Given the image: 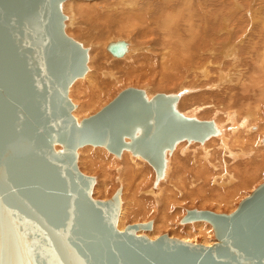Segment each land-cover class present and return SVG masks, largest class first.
<instances>
[{
  "label": "water",
  "instance_id": "95a60500",
  "mask_svg": "<svg viewBox=\"0 0 264 264\" xmlns=\"http://www.w3.org/2000/svg\"><path fill=\"white\" fill-rule=\"evenodd\" d=\"M65 1L0 0V202L26 241L27 260L49 264L48 249H53L55 237L61 234L70 245H81L83 237L73 235L80 208L92 216L90 226L102 236L103 245L96 246L99 258L93 259L97 264H264V179L229 213L185 210L180 223L209 224L214 238L209 246L184 242L165 233L152 240L135 234L137 230H150V221L125 224L117 230L119 188L106 200L92 198L95 178L79 171L78 148L100 146L115 157L128 152L151 166L154 186L163 176L165 154L177 143L201 144L217 130L211 120H196L177 112L178 93L146 97L143 90L132 87L119 91L97 113L77 121L68 89L87 72L88 49L65 33L66 17L61 9ZM28 7L33 9L31 15L37 13L41 28L52 32L51 44L55 47L56 43L64 51L65 71L60 80L55 74L52 77L49 64L44 70L35 58L37 48L26 39L30 19L24 10ZM40 39L42 52L53 50L46 58H56V47H51L46 34ZM8 47L16 56L15 68L6 53ZM106 51L121 57L125 43L110 42ZM52 88H57L56 96ZM125 101L129 102V115L114 120L110 114ZM113 124L119 126L115 131ZM261 141L264 144V134ZM34 161L48 169L39 170L38 176L32 175L30 180H21L17 175ZM48 173L56 184L43 182ZM51 203L64 211L59 221H49L45 215L49 209L52 211ZM83 257L93 264L88 254Z\"/></svg>",
  "mask_w": 264,
  "mask_h": 264
},
{
  "label": "bare ground",
  "instance_id": "6f19581e",
  "mask_svg": "<svg viewBox=\"0 0 264 264\" xmlns=\"http://www.w3.org/2000/svg\"><path fill=\"white\" fill-rule=\"evenodd\" d=\"M110 1L112 3L111 5H105L103 0H66L65 2L62 3L61 7L62 6H64V7L65 6H70V7L75 6L74 8H76V10H78L79 14L80 13L83 14L82 12L84 9L89 10L88 12H90L92 14L90 16V18H92V20H93V22L91 24L92 28L99 31V33H98V31L96 32L99 35L98 37H100L99 39H103V38L106 39V40L104 39L105 42L103 41V44H101V46L105 52H106V46L108 43L115 42V41H123L125 43V52L121 57H113L108 53L113 59H115V60L121 59L122 60L127 54H130V55H128L124 59L133 58L132 56H134V54H137V53L138 54H141V53L145 54V55H139V56L137 55L138 57L136 56V61H135L136 63L134 62V60H132L134 62V64H133V66H134L133 70L134 71L141 70L143 68L142 67L141 69H138L136 67L137 64L140 62L137 60V58H149V59L158 58L159 64L161 67L159 69H161L162 72L164 71L163 72L164 73L163 79L167 75V74H165V71L168 70V68L170 71V69H172L174 66V64H169V66H168V61H170V59L173 60V62L177 61V59H176L177 56L187 54L186 55L187 60H186V58L185 59L182 58V56L179 57V58H182V60L180 59L182 61L181 67L184 68V70L186 71L187 74H191V73H194L195 71H197L196 72V74L198 73L197 77H199L200 79L205 81V83H207L208 78L211 76L209 74L211 72V70L208 69L210 59L217 61V60H220V58H223L224 60L226 58H228L229 60L233 61L234 60L233 58H237L235 56V51H236L238 46L235 47V45L236 44L239 45L243 40L237 39V40L232 41L231 39L233 38L234 34L231 32L232 29L230 30V28L233 27V25L235 23H237V21L239 19L242 20L243 16L246 18L249 17L248 15H246L248 13L247 8H245V6L247 7L246 3H245L246 5H242L247 10V12L244 13L243 15L241 13H239L240 11L239 12L238 11L237 12L228 11L229 10L228 9L227 12L226 11L223 12V20H222V17H220V18L215 17L217 15V12L214 9L222 8V10H220V11H223V8H224L223 3H224V5L227 4V2H226L227 0L226 1L224 0V2H223V0H124V1L123 0H117L118 5L116 3H114V0H110ZM240 1L235 0V2H234L232 0L231 3L234 2V4H235L236 2H240ZM241 2L244 3L245 1L243 0ZM110 8H112L111 12L105 13ZM236 8L237 7H235V9ZM244 8L242 9L243 11L245 10ZM40 9H42V8L41 7L39 9L36 8V10H38V11ZM61 9H63V8H61ZM66 10L67 9H65L64 12ZM254 10H255V8H254ZM32 11H33V9L31 7H28L26 10H24L25 14H29L28 18L30 19V21H28L30 23V26L26 29V33H25L26 39L28 40L29 44H31L33 47L37 48L35 58H39L41 65H43L44 70L45 71L48 70L47 64H49L50 65V71L52 72V77H53V74H55L59 77V80H60L61 73H63L65 71V68H64L65 64L63 63V60H62L64 51L61 50L59 45H57L56 43H55L56 48L51 44V41H53L52 32L49 30H46V28H44V27L41 28V26L39 25L38 20H37L38 19L37 13L34 11V15L33 14L31 15ZM68 11H69V9H68ZM68 11H66V13ZM249 11H250V8H249ZM256 11H257V8H256ZM69 12H70V14L67 13L65 20H67L68 23L71 25L72 20H73L72 15L74 12L73 13H71L72 11H69ZM84 17H86V16H84ZM262 20L264 23V19H262ZM90 21H91V19H90ZM259 21H260V16H254L251 19V21L248 20V26H249L248 30L251 31L252 26L255 24H257V26H258ZM232 23H233V25H231ZM25 24H26V22H25ZM244 26L246 27L247 25L244 24ZM257 26H255V27H257ZM113 27H117V28H113ZM112 29H119L121 35H119L117 33L114 34ZM250 31L248 33H250ZM263 32H264V30H263ZM44 34H46L48 40L50 41L51 47L55 48L54 53H55L56 58H49V59L46 58L48 55L53 53V50H51L50 48H48L47 51H45V52L41 51L42 49H40L41 48L40 37L41 36L43 37ZM76 34L79 35L77 32H76ZM257 34H259V33H257ZM117 36H120V37L117 38ZM129 36L132 38L131 40L133 42H131L129 40ZM260 36H263V38H264V33ZM77 37H79V36H77ZM242 37H244V36H242ZM99 39L94 38V40H98V42H95L94 44L91 43L92 46L94 45L97 50L99 49V48H97V46L100 43ZM260 39H261V37H260ZM257 41H259V40H257ZM263 42H264V40L262 39V43ZM261 47L262 48L260 50V53H257V54L255 53V50L257 48V46H255V43H252L251 45L250 44L246 45L242 49V51L237 50L239 55L243 54L242 57H241V55L240 56L238 55L239 56L238 60H239V58H244V59H240L236 64H233V66H229V67L231 68V70H234L232 67L240 68L239 67V64H240L241 66H243L240 69H243V68L244 69L242 71H240V73L238 75H234V73H232V74L234 76H240L241 74L245 73L246 70H247L246 73H248L250 68H251V67L249 68V62L251 60H253V59H248V58H258L257 60H254V61L258 62V64H256V65L257 66L258 65L264 66V43ZM6 53L10 57L9 59L13 61L14 68L17 67L16 66L17 60L15 59L16 56L13 53V49L11 47H8ZM149 59H147V60L145 59V60L150 63L151 61H149ZM223 59H222L223 71H225V72L223 73V71H222L221 73H223L222 75H224V82H226L225 80H228L231 78V75H230L231 72L229 69H227L228 67L226 68V65L223 62ZM148 62H147V64H149ZM150 64L153 66V63H150ZM220 64H218L219 67H220ZM252 67L254 68V64ZM261 68L262 67H260V69ZM263 69H264V67H263ZM152 70H155V65H154V68H152ZM185 71H184V73H185ZM253 71H255V70L253 69ZM172 72H173V70H172ZM172 72H170V73L173 76L174 72L173 73ZM237 72H239V71H237ZM260 72H264V70L263 71L261 70ZM178 73L180 76L184 74L183 72H181L183 74H181L180 72H178ZM221 73L219 72V77H220ZM171 74H170V76H171ZM168 75H169V73H168ZM208 75H209V77H208ZM257 75H255V73H254L251 76V78H248V79H250V82H252L251 80H253V79H257V81H258L257 82L256 80H254L255 81L254 82V88H252V86H251L252 90H248V91H247V89H245V87L247 88V85L244 86L245 83L243 82L244 84H242L241 79H239L238 77H236V80L234 79L235 81H237V83L234 81L236 83V85L239 86V88H237V90H236L238 97H240V98H238V101L240 100L242 102V104L238 107V109L236 108L235 111H233L234 109H231L232 111L228 110L230 112H224V113H227L226 115H228L227 119H229V117L231 119H234L235 116L237 117V119H243L242 120L243 124H244L243 127L249 123L248 124L249 127H247V129L244 128L245 131H241V129H240L241 133L243 132V134L245 136H247L246 133H248V132L250 133V131L256 132L257 129L255 130V125H253V124H255L256 119L259 116L258 110L264 104V82L261 83L260 80H258ZM114 76H113L111 70L105 72L103 75V77L108 78L110 80L109 82H111V83L118 81L117 80L118 78L114 77ZM185 76H184V78H188V75H187V77H185ZM260 76H261V74H260ZM262 76H264L263 73H262ZM100 77H101V75H100ZM100 77L98 75L92 74L91 69H89V70H87V72L85 73V75L82 78L76 79L71 84V86L69 87V89H68V98L69 99H71L70 95H72V93L75 90H77V92L80 90L79 93L82 96L87 94V96L84 99V104H85L84 106H81L79 104H74V108L72 110V115L75 117V119L77 121H79L78 118L84 111H86L88 108H91L99 100H101V96H95V94L98 91H104L106 89L105 87H107L106 86L107 84L101 83L100 80H105V82H106V79H102ZM182 78H183V76L181 77V79ZM166 79L169 80V81L166 80L167 82H170L171 78H169L167 76ZM217 80H218V78H217ZM243 80H244V78H243ZM262 80H263V78H262ZM49 81L50 80H48V83H49ZM195 81H197V79ZM171 82H173V81H171ZM198 82H199V80H198ZM21 83H23V82H21ZM186 83H185V85H187ZM248 84L250 85V83H248ZM192 85H194V84H192ZM7 86H5V87H7ZM146 86L149 87V84L145 83V81H144V87H146ZM144 87H143V90L147 92V89H145ZM183 88H184V86H183ZM206 88H207V85H206ZM178 89H182V87L180 86ZM185 89H186V93H187V91L189 89H187V87ZM214 89H217V87ZM182 90H184V89H182ZM196 90H197V88H196ZM196 90L193 89V91H196ZM198 90L200 91V89H198ZM233 90H235V88ZM56 91H57V88H52V92H53V94H55V96H56ZM89 92L92 94V96H88ZM188 92L190 93V90ZM191 92H192V90H191ZM227 92L228 91L225 90V93H227ZM150 93H148V95H146V97H148L150 95ZM177 93H179V92H177ZM180 93L184 95L183 92L180 91ZM247 94L249 95V97H251V96L252 97L251 98L247 97L248 96ZM250 94H252V95L250 96ZM192 95H194V94H192ZM234 98H236V97L234 95H231L228 98V101H232ZM53 99H54V97H53ZM211 99H212V96H211ZM54 101H55V99H54ZM128 104H129L128 101H125V103L123 102L122 103L123 106H121L120 109H117L116 112L114 111L115 113L113 115H112V113L110 114L111 116H113L114 120H116V119L118 120L120 118L123 119L126 117V114L129 111V110H127ZM208 104H209V102H208ZM226 106H228V105H225L223 103V107H226ZM196 107H192L193 108V114H194V112L196 113L198 110L200 111V109L201 110L204 109L206 106L205 105L202 106V104H201V106L199 108H196ZM209 108L210 107L208 106V108H206V109H209ZM223 111H225V110H223ZM240 111L241 112L243 111L245 114L244 113L238 114V112L240 113ZM127 115H129V114H127ZM194 118H195V116H194ZM258 119L260 120V118H258ZM258 119H257V121H259ZM227 121L229 122V123L227 122L228 123L227 125L230 127L228 129H225V134H227L226 137L223 135V128H221V126H223L224 124L223 125L221 124L220 127L218 126L219 124L218 125L213 124L214 128L215 129L217 128L216 129L217 134L215 136L209 137L203 143L198 144V145L206 144V146H207V143H208L207 141H211V138L214 137V138L221 139V144L219 143L220 145L218 146V148L221 149V152L225 151L229 154L226 157H228V156L231 157L230 161H231V159H233V161H234L235 157L239 158V160H240V157L243 158L244 155L246 158L253 155V152H255L256 149L255 150L249 149L248 152H244L245 150L244 151L242 150V152H241V150L239 149L241 152L240 153L241 155L237 156L236 153L238 152L237 151L238 149L236 150V148L234 146L235 145L240 146V144L242 146L244 143V139H243V136L241 137L239 135L241 133H239V131H236V130H238V128H236V127H238L237 124L232 122V120H227ZM111 127L114 128L113 131H115L116 129H118L119 126H116L113 124ZM218 128H219V130H218ZM244 129H242V130H244ZM21 133H22V130L19 132V134H21ZM23 134H25V132H23ZM230 134H232L231 136H233L234 138H232V137L230 138L231 141L229 142V146H227L226 140H227V136H229ZM225 138H226V140H225ZM252 139H254V138H252ZM34 140H35V138H34ZM215 140L217 142L218 139H215ZM258 140H259V138H258ZM182 145H183V143H177L175 145L176 146L175 149L178 148L177 151H180L183 154L188 153V152L195 154V155H193L194 158H192L190 156L191 159H195V160L199 159L200 155H196L197 151L188 150L187 145H185V146H182ZM217 145H218V143H217ZM90 146L85 145L83 147H90ZM93 147H94V150H95V147L100 148V146H93ZM233 147L235 148L234 150L237 151L236 153L233 152V149H232ZM55 148L57 149L56 146H55ZM209 148H210L209 146L204 148L203 160H204L205 164L202 165L203 172L201 173L199 171H195L194 169L193 170L197 173L198 176H201L200 174H203L202 176L204 177L206 175L208 176V174H209L212 177V178L210 177V181L212 184V182H214V179H213L214 171L208 170V165H213V168L219 169V168H223L224 163L223 162L220 163L221 162L220 158H218L217 162H216V160L213 162V160H212L213 155H210L209 151H207V149H209ZM79 149H81V148H78L77 152H79L78 151ZM176 153L177 152H175L174 149H172V151L169 153V155L171 154V156H173L175 159V158H177ZM165 155L167 156L168 154H165ZM238 155H239V153H238ZM184 157H185V155H184ZM245 157L243 159H245ZM115 158H117V159L121 158L120 160H124L123 163L130 161L129 163H126L127 165L125 164L126 166L129 167V169L122 168L124 175L129 174V177L126 179L127 183L132 185L133 184L132 182L138 181L139 182L138 185H136L135 183H134V185H136V187L139 190H136L134 187V193H136L138 195L146 194V192L143 189H145L144 187L146 186V184L148 182H153V180H154L153 169L150 167L151 172H150V170L147 171V173L150 172V175L146 174V172H145V169L147 167V165H145L146 163L145 162H143L142 164L138 163L136 161L137 160L136 158H138V157L131 156L128 152H121L119 157H115ZM186 158H189V155ZM138 159H140V158H138ZM140 160H142V159H140ZM224 160H226V159H224ZM77 161H78V156H77ZM180 161L182 162V160H180ZM209 161H211L212 163ZM228 162H229V160H228ZM252 163H254V162H252ZM263 163H264V160H263L262 164ZM122 164H120V165H122ZM166 164L169 165L168 161H166ZM166 164H165V168H164V171H166V173L163 171L164 173H163L162 178L160 180H158L156 182V184L154 186H152L151 189L149 190V194L153 197H157V198L159 197V195L161 193V192L159 193V191H161V189H162L160 187V182L168 179L167 177H166V179H164V178H165V176H167L170 169L173 170V168L169 167L170 165L167 166ZM175 164H176V162H175ZM176 165H178V164H176ZM191 165L194 167V163H192ZM258 165L256 166V169H258ZM83 166L91 168L92 170L96 168L95 162L91 163V160L90 161L88 160L86 163L84 162ZM241 167H246V166H241ZM250 168H252V167H250ZM1 169H2V166L0 165V173L2 172ZM45 169H48L46 165H44L43 163H41L39 161H34L27 167L25 172H22V174L20 173L17 176L19 178H21V180L25 179V178H28L30 180L32 175L38 176L39 170L44 171ZM116 169H118L116 171H121L117 166H116ZM248 170L242 168V170L238 169V171L236 173H234V175H233L234 181L239 183L238 186L231 185L233 182L231 172H224V174L227 175L230 179L226 182V184L224 186L218 185V186H221V188H223V190L221 191V190L216 189L215 195L213 197L206 198V196H205L202 199V202L204 204H211V205H216V206L229 205L231 203L229 200L232 199L235 195H237L239 193L238 191H240V190H238V188L241 189L242 187L246 186L248 179L253 178L254 175L257 174V173H255L257 170H254V169H251L249 171ZM101 172L103 174L101 182L104 185L103 189H101V190H103L104 193H106L109 190L108 189L109 188L108 187L109 167L108 166L102 167ZM49 174L50 173H48V175ZM180 174H181V171H180V173H178L179 178L181 175H183V174H181V175ZM184 174H185V172H184ZM48 175H44L45 178L42 179L43 182L47 183V184H50V183L56 184V181L54 180V178L51 177L50 175L49 176ZM205 179H203V180H205ZM193 180H195V179H193ZM206 180H208V179H206ZM189 181H191V180L189 179ZM210 181H209V183H210ZM206 182H208V181H206ZM182 183H183L182 179H179L177 181L178 186L182 185ZM190 183H192V182H190ZM161 184H163V183H161ZM192 184H194V183H192ZM206 184H208V183H205V185ZM177 188L179 190V187H176V189ZM185 192H187V191H185ZM120 193H121V190H119V194L117 196L118 203H119L118 214L116 217V224H115L117 230H122L125 218H128L127 214L128 215H129V213L134 214V215L140 214L136 211L132 212V208H130V207L129 208H127V207L123 208L122 211L120 210V200H119ZM185 194H187V193H185ZM191 195H189L190 198H191ZM172 197L174 198L173 194L171 196V199H172ZM192 197H193V195H192ZM194 198H197V196L191 198V200ZM34 199L37 200L38 196H35ZM166 199L168 200V198H166ZM167 200H166V203L170 201V200H168V201ZM54 202L56 203V201H54ZM134 202H136V201H134ZM55 203L50 204L52 211L49 209L48 213L47 214L45 213V215L47 216V219L49 221H52V220L59 221L63 217L64 211L62 210L61 206H57V204L55 205ZM169 203L173 204L174 200H172ZM169 203H167V206L169 205ZM234 208L232 210H234ZM79 213H80V216L76 217V221L73 225L75 233H73V232L72 233H73V235H76V234L81 235L84 239V242L79 246H75V245H70L69 242L65 239V237H63L62 234L60 235V237H55V244L53 245V249H48V252H49L48 256L50 259L49 264H63V263L64 264H88L86 258L83 257V254H85V253L88 254V258L92 261L93 264H97L93 261V259L99 258L98 257V250L99 249H96V246H98V247L101 246L102 236L100 233L94 231V229H92L93 227L90 226V222H93L92 216L89 214L85 215L86 214L85 211L80 209V208H79ZM143 215H145V214H143ZM43 221L44 220H42L41 222H43ZM72 221H74V219H72ZM156 224H160L162 227L167 226L166 221L164 219L162 221L159 219ZM195 224H196V227L198 228L196 234L191 232L190 234H187L185 236L180 237L179 240L184 241V242L197 243L198 239H196V238L200 237L201 238L200 244L205 245V246H209L210 244H212L214 242V239H210V234L212 233V231H211L209 224H207L204 221H195ZM151 225H150L151 231L157 230L156 225H154L155 228H153V226L151 227ZM151 231H149V230H144V231L143 230H137L135 232V234L136 235H144L149 240H152L157 236L153 237V235L150 234ZM90 239L92 241L88 242ZM200 241L198 240V242H200ZM24 248H26V241H25L24 237L17 232V229H16L15 225L13 224L11 216L7 212V210L3 204V201H1L0 202V264H33L27 260L28 259L27 254L24 255ZM103 259H105V256H103Z\"/></svg>",
  "mask_w": 264,
  "mask_h": 264
},
{
  "label": "rangeland",
  "instance_id": "374dc122",
  "mask_svg": "<svg viewBox=\"0 0 264 264\" xmlns=\"http://www.w3.org/2000/svg\"><path fill=\"white\" fill-rule=\"evenodd\" d=\"M231 1L232 0H227L226 1L227 4H225V5L223 3V6H224L223 11H220V10H222V8L214 9L217 12V15L215 17H217V18L222 17V20H223V12H225V11L227 12L228 9H229L228 11H235V12H237V11L239 12L240 11L239 13H241L242 15L244 13H246L247 10H248V13L251 11L253 14L251 12L249 14L247 13L246 15H248L249 17L246 18V17L243 16L242 20L239 19L237 21V23H235L234 25H233V23L231 24V25H233V27H231L230 30L232 29L231 32L234 34V36H233V38L231 40L232 41L233 40H237V39L238 40H241V39L243 40L239 45H237V44L235 45V47L238 46L236 51H235V56L237 58H233L234 59L233 61L229 60L228 58H226L225 60L223 58H220V60H217V61L210 59V61H209L210 63H209L208 69L211 70V72L209 73L211 76L209 77V75H208L209 78L207 77L208 78L207 83H205V81H203L202 79L197 77V74H198V73L196 74L197 71H195L194 73H191V74H187L186 71L184 70V68L181 67V62H182L181 60H182V58L185 59L187 54H183V55L177 56V58H176L177 61L173 62V60H171V59H170V61H168V66H169V64H174V66H173L172 69H170V71H169V68H168V70H166L167 72L165 71V74H167V75H166V77L164 79H163V74H164L163 72L164 71L162 72V70L159 69L161 67H160L158 58H152V59H149V58H137V60L140 61V62L137 64L136 67L138 69H141L142 67L143 68L141 70L134 71L133 70V68H134L133 64L136 61V56L137 55L138 56L139 55H145V54H143V53L138 54L137 53V54H134V56H132L133 58L124 59L125 57L130 55V54H127L123 58L124 60L123 59L122 60L121 59L120 60L119 59H116V60L113 59L108 54L107 51L106 52L104 51V49L101 46V44H103V41L105 42L106 39L105 38L99 39L100 37H98L99 35L96 33L98 30L92 28L91 24H92L93 20H92V18H90V16L92 14L90 12H88L89 10H85L84 9L83 12L81 11L83 14H81V13L79 14L78 10H76V8H74L75 6H72V7H70V6H65V7L62 6L61 7V8H63L62 12H63V15L65 17L67 16V13L70 14L69 11H72L71 13L74 12L73 15H72L73 16L72 17L73 20H72V24L71 25L68 23L67 20L64 21L65 33L69 37H71L74 40L80 42L81 44L83 43L82 45L88 49L87 70L91 69V73L95 74V75H98L99 77L101 75L100 78L106 79V82H105V80H100V82L107 84L106 85L107 87H105L106 89L104 88L105 89L104 91H98L95 94V96H101V100H99L91 108H88L86 111H84L79 116V118H78L79 121L81 119H83V118H87V117L97 113L99 110H101V108L103 106H105L109 101H111L117 95V93L119 91H121V90H123V89H125L127 87H132V88H137V89L143 90L144 81H145V83L149 84V87H147V86L144 87L145 89H147V92L143 90L145 92V95H148V93H150V92H151L150 95H152L154 93H165V94H167V93H177V92H179L178 95L180 97L178 96V98H177V101H176V104H175V109H176L177 112L181 113L183 116H186V117H192L193 116V118L195 116L194 119H196V120H211V121H213V124H217V125L219 124L218 125L219 127L221 126V124L222 125L224 124L223 126H221V128H223V135L225 137L227 135V134H225V129H228L230 127V126L227 125L229 123L227 120H232V122L237 124L238 127H236V128H238V130H236V131H239V133H241V131H245V129H247V127H249L248 126L249 123L246 124L243 127V125H244L243 121H242L243 119H237L236 116L234 117V119H231L230 117H229V119H227L228 115H226L227 113H224V112H230V111H232L231 109H234L233 111H235V109L236 108L238 109V107L242 104V102L240 100L238 101V98H240V97H238L237 92H236L237 88H239V86L236 85V83H237V81H235L236 77L241 79L242 84L245 83L244 86L247 85V88L245 87V89H247V91L248 90H252V88H254V82H255L254 80L257 81V79H253V80H251L252 82H250V79H248V78H251V76L254 73H255V75H257L259 73L257 75L258 80H260V82L263 83L264 82V76H262V73L264 75V72H260V71L264 70L263 69L264 66H259L258 65L259 66L258 67L256 65V64H258V62L254 61V60H257L258 58H248V59H253V60H251L249 62V68L250 67L251 68H250L248 73H246L247 72V70H246L245 73L241 74L240 76H234V75H238L240 73V71H242L244 69V68L240 69L243 66H241L239 64L240 68L232 67L234 70H231V68L229 66H233V64H236L240 59H244V58H239V60H238V57L240 55H241V57L243 56V54L239 55L238 51H242V49L246 45H249V44L251 45L252 43H255V46H257V48H256L257 51L255 50V53L256 54L260 53V50L262 48L261 46L264 43V42L262 43V39L264 40L263 36H260V35H262L264 33L263 32V30H264L263 29L264 28L263 24L264 23H263V20H262V19H264V0H248V1L244 0L245 1L244 3L241 2L243 0H241V1L238 0L241 3L240 2H236L235 4H234L235 0H233L234 2H232V3H231ZM103 2H104L105 5H111L112 4L110 0H103ZM223 2H224V0H223ZM114 3H116L118 5V1L117 0H114ZM245 3L247 4V7L245 6V8H247V10L244 8V6H242V5H246ZM235 7H237L238 9L237 8L235 9ZM64 8L67 9L66 11H68V9H69V11L67 13H66V11L64 12V10H65ZM243 8L245 9L244 11L242 10ZM249 8H250V11H249ZM254 8H255V10H254ZM256 8H257V11H256ZM111 9L112 8L107 10L105 13H110ZM84 16H86V17H84ZM254 16H260V21L258 23L259 25L258 26H257V24L253 25L252 29L250 31V30H248L249 29L248 20L251 21V19ZM90 19H91V21H90ZM244 24H246L247 26L245 27ZM255 26H257V27H255ZM113 28H117V27H113ZM112 31L114 32V34L117 33V34L121 35L119 29H112ZM249 31H250V33H248ZM76 32L79 35H77ZM98 33H99V31H98ZM257 33H259V34H257ZM241 35L244 36L245 38L242 37ZM77 36H79V37H77ZM119 37L120 36H117V38H119ZM260 37H261V39H260ZM94 38H98L100 40V43L97 46V48H99L98 50L96 49V47L94 45L92 46V44H94L95 42H98V40H94ZM131 39L132 38L129 36V40L131 42H133ZM257 40H259V41H257ZM181 56H182V58H179ZM145 59L146 60L149 59V61H151L150 63H153V66L148 61H146ZM222 59H223V62L225 63V65H226V68L228 67L227 69H229L230 72H231L230 73V75H231L230 79L231 80L230 79L225 80L226 82H224V75H222L225 72V71H223ZM132 60H134V62ZM186 60H187V58H186ZM147 62L149 64H147ZM218 64H220V67H219ZM253 64H254V68L252 67ZM154 65H155V70H152V68H154ZM260 67H262V68L260 69ZM253 69L255 71H253ZM110 70H111L113 76L115 75L114 77L118 78L117 79L118 81L111 83V82H109L110 80L108 78H104L103 77L104 73L107 72V71H110ZM172 70H173V72L175 74L172 72ZM183 70L185 71V73H184ZM236 70L239 71V72H237ZM222 71H223V73H221ZM170 72L173 73V76H172V74ZM178 72H180V73L183 72L184 74L181 73L183 75L180 76ZM219 72L221 73L220 77H219ZM168 73H169V75H168ZM232 73H234V75ZM170 74H171V76H170ZM186 74L188 75V78H184V76ZM260 74H261V76H260ZM187 75L185 77H187ZM167 76L169 78H171L170 82L166 81V80H168V79H166ZM182 76H183L184 79L183 78L181 79ZM217 78H218V80H217ZM243 78H244V80H243ZM262 78H263V80H262ZM196 79H197V81H195ZM198 80H199V82H198ZM171 81H173V82H171ZM185 83L187 85H185ZM248 83H250V85ZM192 84H194L196 87L194 85H192ZM206 85H207V88H206ZM180 86L184 90L178 89ZM183 86H184V88H183ZM185 86L187 87V89L190 90V93L188 92L189 90L187 91L188 94L186 93V89H185L186 87ZM251 86H252V88H251ZM216 87H217V89H214ZM196 88H197V90L200 89V91L199 90L197 91ZM234 88H235V90H233ZM193 89L196 90V91H193ZM179 90L181 92H183L184 95L181 94ZM191 90H192V92H191ZM225 90H227L228 92L225 93ZM79 91L77 92V90H75L72 93V95H70L71 96L70 100L73 103V105L74 104H79L81 106H84L85 105L84 104V99L87 96V94L82 96L79 93ZM192 94H194V95H192ZM150 95L148 97H150ZM231 95H234L236 98H234L232 101H228V98ZM251 95L252 94H250V96ZM88 96H92V94L89 92ZM211 96H212V99H211ZM247 97H249V95ZM251 97H249V98H251ZM208 102H209V104H208ZM223 103L225 105H228V106L223 107ZM201 104H202V106L205 105L206 107L204 109H202V110L200 109V111L198 110L196 113L194 112V114H193V108L192 107H196L197 106L196 108H199L201 106ZM208 106L210 107L209 108L210 110L206 109V108H208ZM223 110H225V111H223ZM228 110H230V111H228ZM243 113H244L243 111L242 112L240 111V113L238 112V114H243ZM258 115H259L258 118H260V120L257 118L259 121H257V119H256L255 124H253V125H255V130L257 129L256 132L254 131L255 132L254 133L253 131H250L251 134L248 132V133H246L247 136H245L243 134V132H242L239 135L241 137L243 136V139H244V143L242 145L243 147L241 146V144H240V146L239 145H235L234 147L236 148V150L238 149L237 150L238 152L234 150L235 149L234 147L232 148L233 152H235V153L237 152L236 153L237 156L241 155L240 153L242 152V150L243 151L245 150L244 152H248L249 149H253V150L256 149L255 152H253L254 156L251 155V156L246 158L245 155L242 153L244 155L245 159H243L244 157L243 158L240 157V160H239V158L235 157L234 161H233V159H231V161H230L231 157H229V156L226 157L229 154L227 152H225V151L221 152V149L218 148V146L221 144V139L213 137V138H211V141H207L208 143L206 142L207 146L210 147L209 149H207V151H209L210 155H213L212 156L213 158L211 157L213 162L215 160L217 162L218 158H220V160H221L220 163H222V162L224 163L223 168H219V169L213 168V165H208V170H210V171L213 170L214 171V174L212 173L214 175L213 176L214 182H212V184H211V181H210V177L211 176L209 174H208V176L205 174L206 176H204V177L206 179H208V180H206L202 176L203 174H200L201 176H198L197 173L195 172V171H199L201 173L203 172L202 165L205 164V162L203 160V155H204V148L207 147L206 144L198 145V143L197 144L196 143L185 144V142H180V143H183L182 146L187 145V149L188 150L197 151L196 155H200L199 159H197V160L191 159V157L194 158L193 155H195V154H192L190 152L183 154L182 152L177 151L178 148L175 149L176 146H174L173 149H174L175 152H177L176 153L177 156L175 155L177 158L174 159V157L171 156V154L170 155L168 154L167 156L165 155V159H166V161H168L170 166L167 165L166 163L165 164L167 166L173 168L174 171L170 169L168 174H167V176H165V178H164V179H166V177H167L168 179L163 180V181L160 182V187L162 189H161V191H159V193L160 192L161 193H160L158 198L157 197H153V196H151L149 194V190L151 189L153 182H148L146 184V186L144 187L145 189H143V190L146 192V194L138 195V194L134 193V187H135L136 190H139L136 187V185H138L139 182L138 181L132 182L133 183L132 185L127 183L126 179L129 177V174H125L124 175L123 171H122L123 170L122 168L129 169V167L126 166L127 165L126 163H129L130 161H128L126 163L125 162L123 163L124 160H120L121 158H118V159L115 158L113 156V154L107 152L102 147H100L101 149L98 148V147H95V150H94V147L90 146V145H89L90 147H83V148L81 147V149L78 150L79 152H77V156H78L77 166H78V169H79V171L81 173H83L85 175H88V176H92V177L95 178V184H94V186L92 188V194H91L93 199L106 200L114 193V191L117 188H119V190H121V193H120V196H119L120 210L122 211L123 208H126V207L129 208L130 207V208H132V212L136 211V212L140 213L138 215L137 214L134 215V214L129 213L130 216L127 214L128 218H125V221L123 223V227H124L125 224L145 223L147 221H150L151 224H152L151 227L153 226V228H155L154 225L157 226V230H153V231L149 230V231H151L150 234H152L153 237L165 233L168 237H174V238L179 239L180 237L185 236L187 234H190L191 232L196 234L197 229H198L196 227L195 221L186 222V223H180L179 222V219L184 214L185 210L196 209V210H209V211L214 212V213H229L234 207H236L237 203L241 199L245 198L254 189V187H256L264 179V163L262 164V162L264 160V154H263L264 153V144L262 143V141H260L262 136H263V133H264V104L258 110ZM240 129H241V131H240ZM242 129H244V130H242ZM218 130H219V128H218ZM231 135L232 134L227 136V140L225 138L227 146H229V142L231 141L230 138L231 137L234 138ZM252 138H254V139H252ZM258 138H259V140H258ZM215 139H218L217 142H216ZM217 143H218V145H217ZM239 149L241 150V152H240ZM238 153H239V155H238ZM184 155H185V157H184ZM188 155H189V158H186V157H188ZM223 158L226 159V160H224ZM136 159H137L136 161L138 163H140V164L145 162V161L140 160L138 158H136ZM88 160L89 161L91 160V163L95 162V165H96L95 169L92 170L91 168L83 166L84 162L86 163ZM180 160H182V162ZM228 160H229V162H228ZM211 161H209V162H211ZM175 162L178 165H176ZM252 162H254V163H252ZM192 163H194V167L191 165ZM120 164H122V165H120ZM145 165H147V167L145 169V172H146V174L150 175V172H151V168L150 167L151 166H149L147 163ZM257 165H258V169L259 170L256 169ZM105 166L109 167V177H108V181H109L108 182V187H109L108 189L109 190L106 193H104V191L101 190L104 187V185L101 182L102 181V176H103L101 170H102V167H105ZM116 166L121 171H116V170H118V169H116ZM179 166L180 167L182 166V167L180 168ZM241 166H246V167H241ZM250 167H252V168H250ZM242 168L246 169V170H248V169L249 170H251V169L257 170L255 172L257 174H255L253 178H251V179L249 178L248 179V181L246 183V186L242 187L241 189H239L237 187L238 190H240V191H238L239 193L237 195H235L232 199L229 200L231 202L229 205L216 206V205H211V204H204L202 202V199L205 196H206V198L213 197L215 195V190L216 189L217 190H221V191L223 190V188H221V186H224L226 184V182L230 179L227 175L224 174V172H231L232 181H233L231 185L238 186L239 183L234 181L233 175H234V173H236L238 171V169L242 170ZM148 170H150V172L147 173ZM182 170L185 172V174H184V172ZM180 171H181V174H183V175L180 174L181 176L179 178L178 173H180ZM164 172L166 173V171H164ZM179 179H182V182H183L182 185H180V186L177 185V181ZM189 179L191 181H189ZM193 179H195V180H193ZM203 179H205V180H203ZM206 181H208V182H206ZM209 181H210V183H209ZM190 182H192L194 184H192ZM134 183L136 185H134ZM161 183H163V184H161ZM205 183H208V184L205 185ZM218 185H221V186H218ZM176 187H179V190H178V188L176 189ZM185 191H187V192H185ZM171 193L174 195V198L172 197V199H171V196H172ZM185 193H187V194H185ZM188 194L189 195L192 194L193 197L197 196V198H194V199L191 200V198H193V197L191 195V198H190V196ZM166 198H168V200H170L169 202L174 200V203L172 204V203L167 202V203H169V205L167 206V203H166L167 199ZM134 201H136V202H134ZM143 214H145V215H143ZM159 219L161 221L164 219L166 221V225L167 226L166 227H162L160 224H156ZM196 239H198L199 241L201 240L200 237H197ZM210 239H214L213 236H212V233L210 234ZM198 240H197V243L200 244L201 241L198 242Z\"/></svg>",
  "mask_w": 264,
  "mask_h": 264
}]
</instances>
